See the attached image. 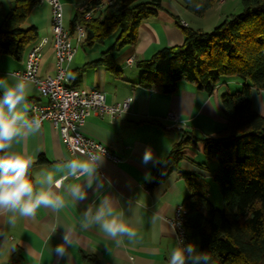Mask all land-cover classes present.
<instances>
[{
  "label": "crops",
  "instance_id": "crops-1",
  "mask_svg": "<svg viewBox=\"0 0 264 264\" xmlns=\"http://www.w3.org/2000/svg\"><path fill=\"white\" fill-rule=\"evenodd\" d=\"M59 1L63 7L64 27L70 32L69 25L74 13L89 0ZM163 6L165 10L157 17L141 24L137 44L116 55L115 64L121 71V78H116L103 68L87 69L80 75L75 73L100 57L92 55L91 49L87 48L80 47L82 52L78 48L72 62L66 65L65 84L68 87L98 90L105 95L109 106L129 100V109L121 117L111 119L109 116L90 115L83 127L84 135L110 148L119 161L112 162L101 157L95 176L96 183L92 187L88 186L85 177L65 181V184H80L86 198L76 202L62 187L59 191L64 197L65 207L59 214L41 208L32 219L18 217L14 227L7 224L5 215H0V233L4 234L0 235V264H7L16 252L20 254L19 264H90V260L97 264H167L171 250L177 245L172 218L176 210L182 207L189 191L179 173L171 174L161 185L149 190L152 169L168 158L184 131L192 132L202 140L216 136L226 121L219 99L220 86L215 93L207 94L191 84L183 83L175 94L163 95L135 85L141 77V71L136 65L165 47L183 44V32L172 16L178 17L186 27L209 33L226 17L238 14L241 3L240 0H220L203 17L205 19H201L208 18L207 24L200 23L203 21L196 20L175 0H166ZM10 8L11 0H0V26ZM22 28H35L38 41L19 61L0 53V77H6L10 72L22 75L31 49L42 41L45 43L42 46L38 75L56 76L51 6L47 0H41ZM73 39L74 34H71ZM132 58L134 63L129 65L128 60ZM258 95L264 96V92L252 90L253 110L260 114L257 108ZM36 101L47 102L40 97L35 85L30 83L27 96L30 109ZM170 113L174 114V119L167 118ZM27 116L31 117L30 110ZM203 147L204 143L199 142L188 149L179 169L196 174L200 179L210 180L216 168L214 163H210L207 171L201 169L200 166L206 163ZM147 149H151L153 156L148 163H144L143 156ZM5 151L30 156L34 162L43 156L47 163L35 165L32 169L33 177L42 170L54 171V165L66 159H86L72 155L50 122L43 123L38 134L18 137ZM63 174L57 171V179ZM104 197H110L118 209L116 214L124 215L125 218L131 217L132 210L136 204L139 205L140 223L133 239L125 237L114 241L107 238L98 225L93 224L87 229L81 227L82 214L86 208L98 205ZM69 227V238L73 243L65 242ZM5 236L9 238L7 247H4ZM60 245H64L63 251H58Z\"/></svg>",
  "mask_w": 264,
  "mask_h": 264
},
{
  "label": "trees",
  "instance_id": "trees-1",
  "mask_svg": "<svg viewBox=\"0 0 264 264\" xmlns=\"http://www.w3.org/2000/svg\"><path fill=\"white\" fill-rule=\"evenodd\" d=\"M196 18H203L220 0H175ZM166 0H89L86 12L90 20L74 13L70 34L82 27L85 37L82 48L106 45L100 57L75 73L103 68L121 78L115 57L138 41L141 24L164 11ZM41 0H11L10 11L0 26V53L21 60L38 41L35 28L22 25ZM241 11L226 17L211 32L205 33L184 26L172 16L182 30L181 46L165 47L148 60L139 61L140 88L173 95L178 87L191 84L198 90L213 94L226 78L240 80L242 90L221 96L225 125L214 137L196 138L183 132L167 159L152 169L153 190L173 173H179L189 191L182 208L185 210L183 230L186 243L195 244L198 251L210 252L216 264H264V117L253 110L252 90L264 92V0H240ZM202 7L197 10L195 5ZM167 62L166 69H159ZM204 143L207 171L210 162L217 168L210 180L219 188L224 209L218 210L209 199L210 184L196 174L182 172L179 164L186 151ZM4 155L0 151V156ZM40 156L35 165L46 164ZM97 264L96 261H89ZM16 252L7 264H19Z\"/></svg>",
  "mask_w": 264,
  "mask_h": 264
},
{
  "label": "clouds",
  "instance_id": "clouds-1",
  "mask_svg": "<svg viewBox=\"0 0 264 264\" xmlns=\"http://www.w3.org/2000/svg\"><path fill=\"white\" fill-rule=\"evenodd\" d=\"M195 7L199 10L202 5L197 4ZM29 90L30 83L27 77L11 72L6 77H0V151L4 152V155L0 156V215L6 216V222L11 227L15 226L18 217L32 219L41 208L59 214L65 207L64 197L59 191L62 187L74 201L85 199L86 193L80 184L64 182L69 178L79 180L85 177L88 186L92 187L96 183L95 176L101 160V156L92 154L83 160L66 159L54 165V171L42 170L33 177L30 175L34 163L32 157L5 151L18 137L38 134L41 130L40 119L27 116L30 110L27 102ZM257 98L258 111L264 115V96L258 95ZM152 156L151 149H147L143 162L148 163ZM57 171L64 173L59 179L56 177ZM117 211L111 198L104 197L98 205L86 208L82 214L81 227L87 229L93 224L98 225L107 238L114 241L125 237L133 239L137 234L135 229L140 223L139 205L136 204L132 216L128 218L117 215ZM70 231L69 227L65 242H72L69 238ZM8 239L5 236L4 247L8 246ZM63 250L64 245L58 246V251ZM167 264H216V262L210 252L198 251L195 244L185 243L182 238H178Z\"/></svg>",
  "mask_w": 264,
  "mask_h": 264
},
{
  "label": "built area",
  "instance_id": "built-area-1",
  "mask_svg": "<svg viewBox=\"0 0 264 264\" xmlns=\"http://www.w3.org/2000/svg\"><path fill=\"white\" fill-rule=\"evenodd\" d=\"M47 1L51 6L52 47L56 58L57 74L54 77L38 75L42 46L45 43L42 41L31 49L25 72L20 75L27 77L28 81L37 88L40 97L47 101L46 103L34 102L30 109V118L40 119L41 125L50 122L57 129L72 155L88 158L89 154H92L118 162L119 158L112 153L110 148L84 135L83 127L90 115L109 116L111 119L121 117L129 109V100L122 104L109 106L102 92L74 89L65 84L66 65L72 62L77 49L82 46L85 33L82 27H77L73 44L70 32L64 27L62 4L59 0ZM78 12L84 14L85 20H90L93 16V12H86L84 6L80 7ZM133 63V58L128 60L129 65ZM167 118L174 119V114H168ZM184 215L185 210L182 207L177 209L172 218V225L176 241L182 238L186 243L183 230Z\"/></svg>",
  "mask_w": 264,
  "mask_h": 264
},
{
  "label": "rangeland",
  "instance_id": "rangeland-1",
  "mask_svg": "<svg viewBox=\"0 0 264 264\" xmlns=\"http://www.w3.org/2000/svg\"><path fill=\"white\" fill-rule=\"evenodd\" d=\"M176 2H178V1H176ZM195 19L196 20H199V21H203V22H200V23H204V24L205 23L207 24L208 21H209L208 18H206V20H201V19H205V18H195ZM64 22H65V20H64ZM111 41L112 40H110L106 45L96 46L93 49H91L92 55H97V56L101 55L102 52H104L105 50H107V48H108L107 45L109 43H111ZM72 42L74 44V39L72 40ZM79 51L82 52V49L79 48ZM167 67H168V63L167 62L161 63L158 66L159 69H166ZM133 70H137V69L136 68H133ZM223 83H224V85H221L220 86V89H219L220 90V92H219L220 102H221V96L223 94H226V93L234 94V93L242 90L241 82H240V80H238L236 78H226ZM210 163H214L215 168H217V162L216 161H212ZM210 163H209V166H210ZM212 168H213V166H212ZM204 180L207 181L210 184V190H209L210 195H209V199H210L211 203L218 210H223L224 209V206H223L221 194H220V191H219V188H218L217 184L215 182H213L212 180H207V179H204Z\"/></svg>",
  "mask_w": 264,
  "mask_h": 264
}]
</instances>
